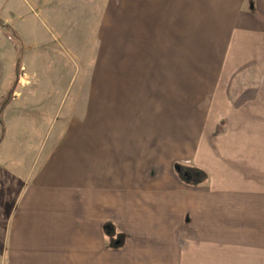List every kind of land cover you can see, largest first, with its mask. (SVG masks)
<instances>
[{"label":"crops","instance_id":"0c3cea01","mask_svg":"<svg viewBox=\"0 0 264 264\" xmlns=\"http://www.w3.org/2000/svg\"><path fill=\"white\" fill-rule=\"evenodd\" d=\"M35 2L0 0L23 61L42 43ZM107 15L125 53L110 33L92 79L163 87H91L85 117L30 164L3 139L0 264H264V0H110ZM0 44L9 79L2 28ZM186 168L198 183L180 178Z\"/></svg>","mask_w":264,"mask_h":264},{"label":"rangeland","instance_id":"374dc122","mask_svg":"<svg viewBox=\"0 0 264 264\" xmlns=\"http://www.w3.org/2000/svg\"><path fill=\"white\" fill-rule=\"evenodd\" d=\"M109 2L110 0H69L68 12H65L60 11L64 5H61V0H50L45 6L42 0H36L33 9L37 12L38 20L34 21L36 29L31 34L34 37L32 40L42 43L31 46L23 61V39L19 35L20 41L15 39V44L11 41L15 51L21 48L22 62L13 97L2 113L5 128L3 139H6L2 151H17L20 160L29 164L36 157L45 155L65 132L66 123L85 117L86 106L91 99V95L86 92H91V87L103 88V91L112 85L121 90L127 87L138 90L141 87V91L149 94L155 93L158 85L163 87L159 82L165 80L129 79L122 73H116L119 78L114 80L107 79L104 74H101V79H92L91 67L97 56L107 55L111 51L108 45L110 33L113 36L115 34L116 44L120 45H114L113 52L125 53L122 47L123 30H108L113 24L116 29L122 28L123 15L115 13L114 16H108ZM116 5V2L113 3V6ZM116 10L122 12L119 8ZM107 16L110 17V25ZM54 23L58 25L55 26ZM3 46L5 45L0 44L1 53ZM7 65L0 62V69L5 71L9 67ZM1 75L0 100L13 81V77L4 78V72ZM149 96L154 98L155 94ZM188 173L187 168L182 169V174ZM193 175L197 179L198 173Z\"/></svg>","mask_w":264,"mask_h":264},{"label":"trees","instance_id":"16d2710c","mask_svg":"<svg viewBox=\"0 0 264 264\" xmlns=\"http://www.w3.org/2000/svg\"><path fill=\"white\" fill-rule=\"evenodd\" d=\"M0 28L3 29V32L6 36H8V38L14 43L16 40L20 41V37L18 35V33L16 31H14L13 29H11V27L7 24H5L2 20H0ZM16 39V40H15ZM15 44V43H14ZM16 47V45H15ZM16 59H15V64H14V69H13V81L10 85V87L8 88L7 92L3 95V97L0 100V143L4 138L5 135V128H4V123H3V119H2V113L4 111V109L6 108V106L10 103L12 97H13V93L16 89L17 86V78H18V71L20 70L21 67V62H22V50L21 48L16 50ZM178 167V166H176ZM181 169V168H180ZM188 174H182L180 173V178L187 182V183H198V179L195 178V176L193 174H195L196 172L188 169ZM198 180V181H197ZM110 237V246L111 247H119L121 246L124 236L123 235H118L116 236V238L113 239V235L112 233L109 234Z\"/></svg>","mask_w":264,"mask_h":264},{"label":"water","instance_id":"95a60500","mask_svg":"<svg viewBox=\"0 0 264 264\" xmlns=\"http://www.w3.org/2000/svg\"><path fill=\"white\" fill-rule=\"evenodd\" d=\"M177 169H178V167H177Z\"/></svg>","mask_w":264,"mask_h":264}]
</instances>
